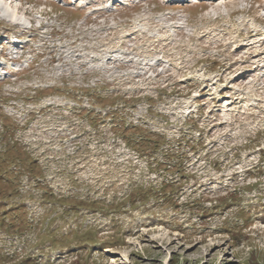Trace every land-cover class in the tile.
I'll return each instance as SVG.
<instances>
[{
  "label": "rangeland",
  "instance_id": "1",
  "mask_svg": "<svg viewBox=\"0 0 264 264\" xmlns=\"http://www.w3.org/2000/svg\"><path fill=\"white\" fill-rule=\"evenodd\" d=\"M136 1L0 0V263L264 264V0Z\"/></svg>",
  "mask_w": 264,
  "mask_h": 264
},
{
  "label": "trees",
  "instance_id": "2",
  "mask_svg": "<svg viewBox=\"0 0 264 264\" xmlns=\"http://www.w3.org/2000/svg\"><path fill=\"white\" fill-rule=\"evenodd\" d=\"M172 155L175 154L174 150H172ZM21 204H18V205H15L14 206V211H18V215L14 218H17L18 219V222L15 223L14 222V218L9 220V222L7 223L6 225V230L8 231L9 229L11 228H14L16 227L17 228H20V230L18 231L19 233L23 232L24 229L27 228V224L26 222L24 221V217L26 216V213L24 211V206H20ZM11 210H13L12 208H10ZM4 216H0V222L4 221ZM17 221V220H16ZM9 228V229H8ZM25 231V230H24ZM33 255L31 253L28 254L27 257H24L25 259V263H28V264H36L35 263V259L32 257ZM0 264H5V263H0Z\"/></svg>",
  "mask_w": 264,
  "mask_h": 264
},
{
  "label": "bare ground",
  "instance_id": "3",
  "mask_svg": "<svg viewBox=\"0 0 264 264\" xmlns=\"http://www.w3.org/2000/svg\"><path fill=\"white\" fill-rule=\"evenodd\" d=\"M6 12H7V14H9V13H10V11H9L8 9H7V11H6ZM250 72H251V71H250ZM241 75H242V74H241Z\"/></svg>",
  "mask_w": 264,
  "mask_h": 264
}]
</instances>
